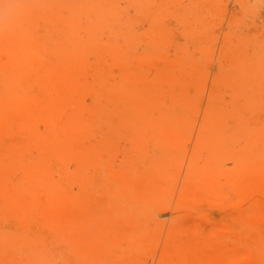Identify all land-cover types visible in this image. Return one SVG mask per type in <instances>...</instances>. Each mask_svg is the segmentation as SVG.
<instances>
[{
	"label": "rangeland",
	"instance_id": "374dc122",
	"mask_svg": "<svg viewBox=\"0 0 264 264\" xmlns=\"http://www.w3.org/2000/svg\"><path fill=\"white\" fill-rule=\"evenodd\" d=\"M0 234V264H264V0H0Z\"/></svg>",
	"mask_w": 264,
	"mask_h": 264
},
{
	"label": "bare ground",
	"instance_id": "6f19581e",
	"mask_svg": "<svg viewBox=\"0 0 264 264\" xmlns=\"http://www.w3.org/2000/svg\"><path fill=\"white\" fill-rule=\"evenodd\" d=\"M241 75L243 76V71L241 72ZM242 82H243V80H241V77L238 76L237 81L234 82V84H241ZM87 90H89V87L87 88ZM157 94H158V96H160V92H158ZM132 95H133L134 101L137 100L138 103L136 105L132 106L131 108L124 110V113L122 114V118H124V121H126L125 125L128 126L129 129L134 130V128H138L139 125L143 124L148 119L149 114L146 113L145 111L141 110L140 104L143 103V101H148L150 98V96H149L150 94H147L148 96H145V95H142L141 93H138L136 91H132ZM80 100H82V98H80ZM154 102L158 103V98H156ZM104 110H105L104 105H101V106H97L94 109H89V108L79 109L77 111V114L85 115L86 117L93 119V118L101 115V112H103ZM227 116L228 115H225V117H224V115H221V114H218L217 116H211L207 120V123H209V124H206V126L207 127H209V125L210 126H216L219 124L220 119L223 121L224 118H226ZM222 121H221V123H222ZM221 123L219 125H221ZM45 133H48V134H46L48 136L52 135V133H50V131H45ZM219 134H218V136L216 134L215 138H214V140L216 139V142H217L216 146H220L222 144V142H221L222 138H220ZM48 136H46V138H48ZM139 138H140V136H138V140L142 141V139H139ZM220 150L221 149L216 150V148L213 149V154H212V157H213L212 161L213 162L212 163L210 162V164L207 166V169H204V170H201L200 172L195 173L196 174L195 179H197L199 181L200 187L202 189L209 190L210 188H212L215 185V183L217 182V180L221 179L224 171H226L225 174H229L228 175L229 181H233L235 179V175L231 172L230 168L225 167L226 166L225 164L222 165V163L219 160H216ZM194 183H195V186L198 188L199 183H197V182H194ZM9 239H10V237L8 235L0 234V243L4 244Z\"/></svg>",
	"mask_w": 264,
	"mask_h": 264
}]
</instances>
